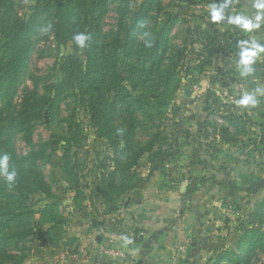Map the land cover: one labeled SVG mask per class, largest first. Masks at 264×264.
Instances as JSON below:
<instances>
[{"label": "rangeland", "instance_id": "1", "mask_svg": "<svg viewBox=\"0 0 264 264\" xmlns=\"http://www.w3.org/2000/svg\"><path fill=\"white\" fill-rule=\"evenodd\" d=\"M66 1L0 0V156L8 154L10 168L17 171L12 188L0 176V206L8 210L10 220V236L5 247L0 246V263L55 264L77 255L85 243L104 253L107 211L125 208L126 199L143 187L156 191L161 186L171 193L169 196L179 199L174 203L175 213L184 209L174 221L181 230L191 231V247L197 243L195 254L190 255L191 264H264V136L260 133L254 139V149L243 151L246 137L239 142L241 138L230 125L218 122H222L219 116L224 111L234 109L231 100L226 97L221 106H203L204 96L195 95L192 88L207 80L204 76L209 67L201 71V59L207 55L208 37L214 31L209 9L191 0H157L162 8L152 12L155 18L148 20L146 30L149 36L141 38L146 43L161 30L165 18L177 15L169 33V58L184 47L179 88L165 107L164 116L154 117L163 139L141 155L125 191L110 193L111 199H107V175L114 168L116 155L99 125L96 112L100 101L90 80L86 84L80 81L75 65L65 70L68 59L87 62L88 46L80 49L73 38L57 37L52 25L59 17L50 16V25L38 28L33 36L21 73L15 68L8 78L3 74L10 62V54L5 56L10 42L6 27L9 18L26 22L49 2ZM143 2L126 0L134 11ZM109 5L101 22L106 34L116 27L119 1L110 0ZM224 20L220 21L222 26ZM188 27L192 33L184 44ZM123 73L125 85L136 94L131 75L126 70ZM58 82L62 86L57 102L42 101V97L56 94ZM217 85L219 90L224 88ZM138 116L142 121L138 140L146 144L152 124L144 115ZM204 116L219 120L202 122ZM20 159L25 172L18 166ZM191 162L201 164L191 171ZM155 171L157 177L150 187ZM193 174L201 179L192 180ZM121 183L119 177L118 186Z\"/></svg>", "mask_w": 264, "mask_h": 264}, {"label": "trees", "instance_id": "2", "mask_svg": "<svg viewBox=\"0 0 264 264\" xmlns=\"http://www.w3.org/2000/svg\"><path fill=\"white\" fill-rule=\"evenodd\" d=\"M118 1L117 24L107 34L101 22L109 11L110 0H67L55 4L49 2L43 9H37L26 22L18 23L9 18L6 27L10 42L6 45L8 48L5 56L7 53L10 54V62L3 72L5 79L15 68L18 74L21 73L33 45V36L38 28L50 25L48 23L50 16L59 17V21L53 23L52 27L60 39L66 36L73 38L77 32L90 35L91 39L87 42L89 49L87 62L68 59L65 70H68L71 64L75 65L80 81L86 84L90 80L92 89L97 95L96 100L100 101L96 112L100 119L99 125L116 155L113 159L114 168L107 175V199H111L110 193L125 191L126 182L134 177L133 168L138 165L141 155L152 151L163 139L161 127L154 123V117L164 116L165 107L171 103L174 92L179 88L178 69L185 57L182 46L176 50L173 59L169 58L172 49L169 33L177 20V15L171 14L170 17L165 18L161 30L155 37L149 38L152 47L148 48L145 47L141 37L147 30L148 20L155 18L152 12L162 6L157 4V0H144L140 9L134 11L129 8L126 0ZM210 1L191 0L195 5ZM191 33V27H188L184 44L188 42ZM220 36L219 31L215 30L212 37H208L207 55H202L201 71L211 66L215 43ZM168 60L170 62L167 64ZM123 70L131 75L130 81L137 91L136 94L125 85L127 79ZM60 83L55 84L57 92L54 96L42 97L41 100L47 104L56 103L62 86V83L59 85ZM139 114L144 115L152 124V133L146 144H141L138 140V132L142 124ZM225 118L229 123L234 124L231 115ZM120 129H123V135L118 134ZM23 165L24 162L20 159L18 166L25 172ZM119 177L122 183L118 186ZM20 205L22 208V201ZM9 221L8 210L0 206L1 247H5L10 236Z\"/></svg>", "mask_w": 264, "mask_h": 264}, {"label": "crops", "instance_id": "3", "mask_svg": "<svg viewBox=\"0 0 264 264\" xmlns=\"http://www.w3.org/2000/svg\"><path fill=\"white\" fill-rule=\"evenodd\" d=\"M224 2L225 0H211L201 3V5H205V8L209 9L207 11L211 12L213 4L219 6ZM255 2L256 0H231L229 7L225 10L232 11L226 13L224 27L220 22H214V26L211 24L214 31H219L221 38L219 37L217 40L212 64L205 73L204 77L207 80L198 82L192 87L196 91L195 95L204 96L203 106L206 104L221 106L220 104L226 101V97L231 100L234 109L230 113L224 111L222 116H219L222 122H218L223 123V126L230 125L231 131L241 138L239 142H242V138L246 137L243 142V151L254 149L252 148L255 146L254 139L260 136V133L264 136V97L261 98V103L252 109H241L236 101L242 97L244 92H250L257 86L264 87V56L254 65L256 71L251 77H241L238 65L240 58L238 44L239 41L245 39L249 41L256 39L264 44V20L261 21L260 29H254L251 33L244 31L242 35L239 33L241 28L229 23L227 18L234 16L233 14H244L253 19L255 23V15L264 13V9H256L253 6ZM210 12L207 15H210ZM205 18L209 20V23L211 22L208 16ZM214 80L217 82L215 83ZM217 83L224 88L219 90ZM220 91L221 95L218 94ZM227 115L232 116L234 124L226 120ZM203 118L201 117L202 122L208 123L219 120L218 117H214L212 121L209 117L204 116ZM198 163L201 164V162H191L189 170L194 171L199 168ZM156 174L155 171L150 176V187L154 182L153 177H157ZM191 178L195 181L201 179L194 174ZM155 190H150L148 186L143 187L142 190L134 194L135 196L131 195L129 197L131 199H126L125 208L114 212L107 211L106 247L108 250L124 254L125 258L101 253V249L99 252L97 246L92 248L90 244L85 243L79 247L77 255H73L71 259L57 260L55 264H191L193 259L190 258V255L195 254L197 243L191 247V238L189 237L192 235L191 231L181 230V225L178 227L174 221L177 216L184 214V209H180L179 214L175 213L174 203H177L179 199L172 195L169 196L171 193L161 190V186ZM196 230H193L195 234ZM177 236L184 238L178 240ZM125 239L130 240L131 243L125 245ZM213 262L211 263L214 264Z\"/></svg>", "mask_w": 264, "mask_h": 264}, {"label": "clouds", "instance_id": "4", "mask_svg": "<svg viewBox=\"0 0 264 264\" xmlns=\"http://www.w3.org/2000/svg\"><path fill=\"white\" fill-rule=\"evenodd\" d=\"M231 0H225L224 3L216 6H211L210 19L212 22H220L225 19V9L229 7ZM256 9H264V0H256L253 5ZM228 22L239 26L242 30L251 33L254 29L261 28V21L264 20V13L256 14L254 19L247 17L244 14H237L235 16H229ZM143 27V25H141ZM145 37L149 36V33H144ZM73 39L76 45L83 49L88 46L87 42L91 39L90 35L77 32L73 35ZM239 74L241 77H251L256 69L254 65L257 61L264 56V44L252 39L251 41L245 39L239 41ZM145 47H152V41L148 39L145 43ZM264 97V87L257 86L250 92H244L242 97L236 101L237 105L241 109H252L257 107L261 103V98ZM119 135H123V129L118 130ZM0 176H2L9 188H12L17 181V171L15 168H10V156L4 154L0 156ZM125 245L131 243L130 240L125 239Z\"/></svg>", "mask_w": 264, "mask_h": 264}, {"label": "built area", "instance_id": "5", "mask_svg": "<svg viewBox=\"0 0 264 264\" xmlns=\"http://www.w3.org/2000/svg\"><path fill=\"white\" fill-rule=\"evenodd\" d=\"M219 95H221L222 93L221 92H218ZM102 251L105 253V254H109L111 256H114V257H118V258H125L126 256L118 251H114V250H108L107 248H104L102 249Z\"/></svg>", "mask_w": 264, "mask_h": 264}]
</instances>
